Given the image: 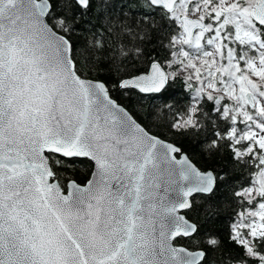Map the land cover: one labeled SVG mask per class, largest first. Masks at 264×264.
Segmentation results:
<instances>
[{"label":"snow or ice","instance_id":"obj_1","mask_svg":"<svg viewBox=\"0 0 264 264\" xmlns=\"http://www.w3.org/2000/svg\"><path fill=\"white\" fill-rule=\"evenodd\" d=\"M0 264H264V0H0Z\"/></svg>","mask_w":264,"mask_h":264},{"label":"trees","instance_id":"obj_2","mask_svg":"<svg viewBox=\"0 0 264 264\" xmlns=\"http://www.w3.org/2000/svg\"><path fill=\"white\" fill-rule=\"evenodd\" d=\"M176 90H177L178 95H181V96L183 95L182 91H180L179 85L176 86ZM78 171H79V174L81 176L87 175L88 174V165L87 164L81 165L79 167Z\"/></svg>","mask_w":264,"mask_h":264}]
</instances>
